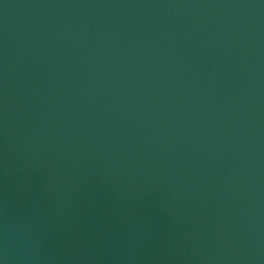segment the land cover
I'll return each instance as SVG.
<instances>
[{"label":"water","instance_id":"water-1","mask_svg":"<svg viewBox=\"0 0 264 264\" xmlns=\"http://www.w3.org/2000/svg\"><path fill=\"white\" fill-rule=\"evenodd\" d=\"M0 264H264V0H0Z\"/></svg>","mask_w":264,"mask_h":264}]
</instances>
